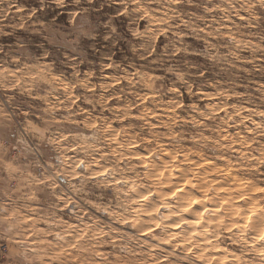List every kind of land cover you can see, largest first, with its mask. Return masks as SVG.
Segmentation results:
<instances>
[{
	"label": "clouds",
	"instance_id": "obj_1",
	"mask_svg": "<svg viewBox=\"0 0 264 264\" xmlns=\"http://www.w3.org/2000/svg\"><path fill=\"white\" fill-rule=\"evenodd\" d=\"M0 264H264V0H0Z\"/></svg>",
	"mask_w": 264,
	"mask_h": 264
}]
</instances>
